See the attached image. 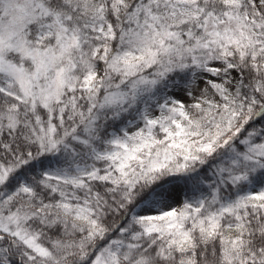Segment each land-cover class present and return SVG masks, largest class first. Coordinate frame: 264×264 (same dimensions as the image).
Returning <instances> with one entry per match:
<instances>
[{
	"label": "snow or ice",
	"instance_id": "6c2138e0",
	"mask_svg": "<svg viewBox=\"0 0 264 264\" xmlns=\"http://www.w3.org/2000/svg\"><path fill=\"white\" fill-rule=\"evenodd\" d=\"M0 264H264V0H0Z\"/></svg>",
	"mask_w": 264,
	"mask_h": 264
}]
</instances>
